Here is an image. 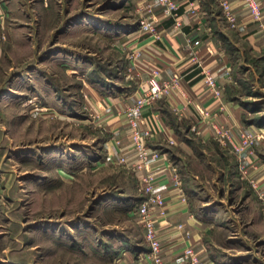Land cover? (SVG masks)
I'll list each match as a JSON object with an SVG mask.
<instances>
[{"label":"rangeland","instance_id":"1","mask_svg":"<svg viewBox=\"0 0 264 264\" xmlns=\"http://www.w3.org/2000/svg\"><path fill=\"white\" fill-rule=\"evenodd\" d=\"M125 8L118 0H0V264H138L148 250L130 212L143 195L138 158L132 166L119 152L103 101L124 73L113 61L117 39L136 24ZM230 36L227 96L245 125L264 129V53ZM182 135L190 154L170 151L192 206L216 211L218 257L264 264V209L253 188L264 191L263 178L260 187L243 178L218 141ZM254 152L264 171L263 137Z\"/></svg>","mask_w":264,"mask_h":264},{"label":"crops","instance_id":"2","mask_svg":"<svg viewBox=\"0 0 264 264\" xmlns=\"http://www.w3.org/2000/svg\"><path fill=\"white\" fill-rule=\"evenodd\" d=\"M176 1L179 3L182 22L179 29L173 27V20L164 19L155 0H118L119 9H126L125 6L128 5L130 12L134 13L136 24L125 25L122 35L117 39L120 40V50L113 61L115 64L119 63V72L123 69L124 73H121L120 81L112 84L104 93L103 101L110 110L111 132L122 142L123 153L120 148L119 152L127 154V160L133 166L137 158L135 152L130 150L124 109L139 96L140 90L147 89L153 72H158L163 80L170 79L174 73L181 76L174 96L162 97L145 108L144 121L154 128V133L147 142L151 149L160 152V159L151 163L147 169L137 170L135 174L140 178L147 173L152 174L156 181V192L166 199V214L156 219V228L167 264H180L183 260L182 249L186 246H192L204 264H229L227 257H218L217 247L214 246L217 245L214 238L216 211L203 214L200 207L196 210L192 206L195 198L183 184L184 178L178 171L170 148L181 147L190 154L187 136L182 135L185 131L206 143L211 139L216 140L212 122L222 123L229 128L231 141L227 146L216 141L225 151L233 153L243 178L246 176L249 181L255 179L258 183L262 178L264 180V171L254 152V146L260 143V138H264V129L248 123L245 125L241 108L226 92L232 77V45H236L230 32L234 34L236 41H245L250 51L264 53V45L260 40L258 25L251 23L242 0H230L237 11L236 28H231L224 22L220 9L221 0ZM258 1L263 9L264 23V0ZM147 5L151 11L149 13L161 21L160 39L143 33L138 26V20L143 14L139 9H144ZM188 40L192 43L197 40L200 44L186 48ZM202 69L215 75L217 84L224 91L222 98L216 99L208 95L203 84ZM244 132L256 137L254 145L239 154L233 150L232 145L239 144ZM144 199L142 195L138 202ZM155 210L157 211V207ZM181 224L183 229L179 230L177 226ZM185 232L189 233L188 237Z\"/></svg>","mask_w":264,"mask_h":264},{"label":"built area","instance_id":"3","mask_svg":"<svg viewBox=\"0 0 264 264\" xmlns=\"http://www.w3.org/2000/svg\"><path fill=\"white\" fill-rule=\"evenodd\" d=\"M243 8L247 11L251 23L258 25L260 33V40L264 45V23L262 22L263 9L258 0H242ZM156 6L162 12L164 19L173 20V27L181 28L182 22L179 14V3L176 0H155ZM220 9L222 10V17L224 22L231 28H236L238 25L237 11L233 8L230 0H221ZM145 10V11H144ZM142 16L138 20V26L141 31L148 33L155 39H160L161 32L159 24L161 21L153 16L147 5L144 9L140 8ZM186 48L194 45H199L200 42L195 40L193 43L188 40ZM195 57H193L194 59ZM203 84L208 95L220 99L223 96V89L216 82V77L212 72L202 69ZM152 77L148 80V87L145 90H140L137 99L126 108L127 126L130 128L131 142H133V149L138 158V169H147V167L160 159V152L149 147L147 140L154 133V128L148 122L144 121L145 108L161 99L162 97H172L179 86L181 76L173 74L168 80H163L158 75V72H153ZM214 138L218 140L223 146L230 143V130L222 123L212 122ZM145 126V127H144ZM256 137V136H255ZM253 134L244 132L240 137V142L237 145H232L233 150L239 154L244 153L248 147H251L255 141ZM172 143V142H171ZM253 188L259 194L262 200L264 209V191L253 184ZM156 181L152 174L141 177L140 191H142L145 199L138 202L130 210L131 214L135 215L138 222L142 226L143 239L148 246V250L139 254L138 264H167L162 255V245L158 236L156 228V219L159 216H164L167 211L166 199L156 192ZM157 207V211L155 208ZM179 230L183 229V224L177 226ZM188 237L189 233L185 232ZM183 260L180 264H204L192 246H186L182 249Z\"/></svg>","mask_w":264,"mask_h":264},{"label":"trees","instance_id":"4","mask_svg":"<svg viewBox=\"0 0 264 264\" xmlns=\"http://www.w3.org/2000/svg\"><path fill=\"white\" fill-rule=\"evenodd\" d=\"M134 206V205H133ZM131 209H132V207H131Z\"/></svg>","mask_w":264,"mask_h":264}]
</instances>
